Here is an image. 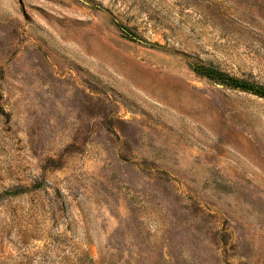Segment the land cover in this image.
<instances>
[{
    "label": "rangeland",
    "instance_id": "rangeland-1",
    "mask_svg": "<svg viewBox=\"0 0 264 264\" xmlns=\"http://www.w3.org/2000/svg\"><path fill=\"white\" fill-rule=\"evenodd\" d=\"M264 0H0V264H264Z\"/></svg>",
    "mask_w": 264,
    "mask_h": 264
},
{
    "label": "trees",
    "instance_id": "trees-1",
    "mask_svg": "<svg viewBox=\"0 0 264 264\" xmlns=\"http://www.w3.org/2000/svg\"><path fill=\"white\" fill-rule=\"evenodd\" d=\"M194 70L198 72L199 74L208 77L209 79L221 81L228 86H231L234 88H240L242 90L248 91L258 96H264V88L250 84L246 81H240L238 79H234L216 69L197 66L195 67Z\"/></svg>",
    "mask_w": 264,
    "mask_h": 264
}]
</instances>
